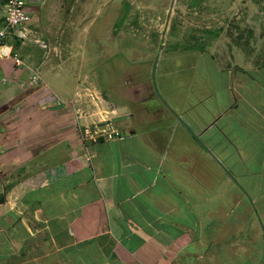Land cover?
Instances as JSON below:
<instances>
[{"label": "crops", "instance_id": "obj_1", "mask_svg": "<svg viewBox=\"0 0 264 264\" xmlns=\"http://www.w3.org/2000/svg\"><path fill=\"white\" fill-rule=\"evenodd\" d=\"M25 1L33 18L46 0ZM41 32L27 23L5 40L22 64L0 56V102L28 69L53 66ZM182 37L181 54L123 68L103 50L120 72H105L99 98L121 137L83 139L72 108L69 133L55 121L2 145L0 264H264V64L219 32Z\"/></svg>", "mask_w": 264, "mask_h": 264}, {"label": "rangeland", "instance_id": "obj_2", "mask_svg": "<svg viewBox=\"0 0 264 264\" xmlns=\"http://www.w3.org/2000/svg\"><path fill=\"white\" fill-rule=\"evenodd\" d=\"M42 3L32 6L41 11V20L35 8L28 24L43 29L46 43H40L38 58L54 64L28 69L25 82L9 83L10 97L0 102V159L3 144L35 139L42 124L58 121L64 125L59 135L69 133L65 128L71 119L66 112L72 108L84 118L77 131L83 139H93L99 129L107 128V121L115 125L118 118L106 112L112 107L99 97L105 95L101 90L105 72L116 82L120 68L103 50L114 49L111 53L119 54L123 68L125 58L169 60L175 51L181 54L180 44L190 43L184 33L213 39L219 32L235 57L244 54L252 64H264V0H68L54 9L48 0ZM50 43L59 49L52 51ZM148 70L142 72L147 75ZM251 73L258 76L257 71ZM260 76L264 79V71ZM133 80L138 83L135 89L148 90L149 79L137 74ZM77 85L81 89L75 94ZM87 115L93 119L88 121Z\"/></svg>", "mask_w": 264, "mask_h": 264}, {"label": "built area", "instance_id": "obj_3", "mask_svg": "<svg viewBox=\"0 0 264 264\" xmlns=\"http://www.w3.org/2000/svg\"><path fill=\"white\" fill-rule=\"evenodd\" d=\"M4 7V25L0 29V56L12 58V47L5 43V40L12 33L14 29L19 26H23L32 20L30 9L25 0H0ZM14 61L17 65H21L22 61L18 56H14ZM106 121V120H104ZM107 128L99 129L97 135L93 137V140H99L100 138H119L121 132L116 129L113 123L106 122Z\"/></svg>", "mask_w": 264, "mask_h": 264}, {"label": "trees", "instance_id": "obj_4", "mask_svg": "<svg viewBox=\"0 0 264 264\" xmlns=\"http://www.w3.org/2000/svg\"><path fill=\"white\" fill-rule=\"evenodd\" d=\"M68 116V115H67Z\"/></svg>", "mask_w": 264, "mask_h": 264}]
</instances>
